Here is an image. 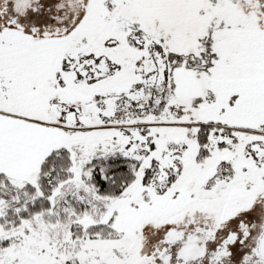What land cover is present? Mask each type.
<instances>
[{
	"label": "snow or ice",
	"instance_id": "6c2138e0",
	"mask_svg": "<svg viewBox=\"0 0 264 264\" xmlns=\"http://www.w3.org/2000/svg\"><path fill=\"white\" fill-rule=\"evenodd\" d=\"M0 264H264V0H0Z\"/></svg>",
	"mask_w": 264,
	"mask_h": 264
}]
</instances>
